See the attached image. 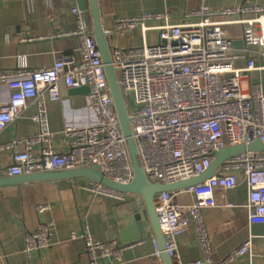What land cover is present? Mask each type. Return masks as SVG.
<instances>
[{
    "label": "built area",
    "instance_id": "obj_1",
    "mask_svg": "<svg viewBox=\"0 0 264 264\" xmlns=\"http://www.w3.org/2000/svg\"><path fill=\"white\" fill-rule=\"evenodd\" d=\"M74 1V0H73ZM78 30L71 33L80 38L81 59L61 56L51 66L0 72V85L11 89V97L0 107V133L15 122L25 110L34 106L33 120L39 132L26 139L28 149L14 152L8 176L30 175L41 171L99 166L110 180L129 185L134 179L130 155L114 100L109 87L105 64L92 30L89 12L76 5ZM252 16L250 18L246 16ZM236 19L219 22L215 17ZM89 18V21L87 20ZM225 23L243 25L242 45H235ZM259 26L262 33L256 30ZM142 31V47L111 48L128 112L133 135L138 145L147 178L152 182L173 184L206 173L215 161V153L225 147L264 142V85L243 80L264 59V3L212 10L205 5L186 12L175 21L166 13H143L114 20L116 32ZM156 41L147 44L148 33ZM61 34L57 36H68ZM71 91L84 89L86 99L96 112V120L65 130L68 149L56 150L48 145L52 130L48 103L63 98L61 84ZM42 144L34 153L32 146ZM15 142L4 148L12 149ZM242 172L248 189L250 224L264 226V184L253 175L264 172V152L246 151L227 159L218 174L207 181L185 189L193 196L189 202L177 198L179 191L159 193L154 202L166 249L175 264H229L251 251L254 235L233 250L222 261H214L202 211L207 207L231 206L228 193L240 184ZM84 188L94 194L124 199L125 195L101 183ZM51 205L40 204L43 214ZM193 225L202 242L204 260L184 262L178 255L177 238ZM55 223L42 221L39 228L25 236L24 264H32L35 254L52 245ZM156 255L161 251L155 232ZM71 240H83L90 264L117 262L127 246L118 240L95 241L88 225L73 230Z\"/></svg>",
    "mask_w": 264,
    "mask_h": 264
},
{
    "label": "crops",
    "instance_id": "obj_2",
    "mask_svg": "<svg viewBox=\"0 0 264 264\" xmlns=\"http://www.w3.org/2000/svg\"><path fill=\"white\" fill-rule=\"evenodd\" d=\"M245 3H264V0H99L102 23L109 34L111 48L142 47L145 44L140 28L124 34L116 32V18L168 12L173 20L178 21L186 12L202 5L221 10ZM76 5L89 12V0H0V72L51 66L61 56L81 59L80 38L71 34L78 30L77 17L71 11ZM88 16L93 24L90 13ZM233 19L236 18H214L219 22ZM224 27L238 43L236 46L240 47L243 25L225 23ZM256 30L262 33L259 26ZM61 34L70 35L57 36ZM151 36L157 40L156 34L149 32L147 44ZM256 61L258 67L264 66L263 58ZM242 83L245 88L251 83L264 85V70L258 68L251 71ZM70 92L68 89V97L49 102L47 106L53 135L45 145L56 150L68 149L66 128L83 126L96 120V112L86 99V94ZM10 97L11 89L0 85V107L8 104ZM33 113L34 106L25 110L0 133V179L11 178L6 170L13 164L14 152L26 151L28 145L25 140L39 132L32 118ZM13 142L16 143L14 148H4ZM41 147L42 144H34L32 151L37 153ZM238 178L240 184L228 193L231 206L207 207L202 211L212 259L224 260L254 234L259 236L253 239L251 251L229 264H264V226L250 224L249 210L245 206L248 189L242 172L238 173ZM253 180L264 184V172L254 174ZM89 183L91 181L88 179H75L0 186V264H24L26 234L48 220L55 223L52 245L35 254L32 264H90L85 242L81 239L71 240L70 236L73 230H80L83 225L90 227L95 241L118 240L121 245L127 246L117 262L104 264H163L148 235L150 227L147 233L131 240L136 236L132 218L137 208L136 197L124 194V199L119 200L94 194L84 188ZM177 198L181 202L193 200V196L185 190H180ZM46 203L51 208L39 214L37 206ZM177 243L182 261L205 259L204 246L193 225L178 236Z\"/></svg>",
    "mask_w": 264,
    "mask_h": 264
},
{
    "label": "water",
    "instance_id": "obj_3",
    "mask_svg": "<svg viewBox=\"0 0 264 264\" xmlns=\"http://www.w3.org/2000/svg\"><path fill=\"white\" fill-rule=\"evenodd\" d=\"M88 10L93 19V34L105 64V72L114 100L115 109L120 120L122 133L125 137L134 170V179L129 185H122L104 176L103 171L99 166L87 165L74 169L41 171L30 175L0 179V186L33 183L37 181H73L75 179H88L93 182L101 183L120 193L132 194L136 197L137 208L132 213V218L135 222L134 227L136 228V236H133L131 240H136L140 235L147 233V228L150 227L155 232L163 264H175L173 258L169 255L166 249V239L160 227L154 202L156 196L161 192L185 190L203 183L217 175L221 165L230 157L246 151L264 152V142L256 140L249 145L241 144L221 149L215 153V161L210 169L201 176L169 185L150 181L146 176L138 145L133 135L131 116L128 112L125 97L119 83L116 67L113 64L109 34L103 27L99 0H89ZM237 44L238 43L235 42V45ZM61 91L63 97L69 96L65 82H62L61 84ZM70 93L79 94L85 93V91L84 89H79ZM130 233L131 231H129V234Z\"/></svg>",
    "mask_w": 264,
    "mask_h": 264
},
{
    "label": "rangeland",
    "instance_id": "obj_4",
    "mask_svg": "<svg viewBox=\"0 0 264 264\" xmlns=\"http://www.w3.org/2000/svg\"><path fill=\"white\" fill-rule=\"evenodd\" d=\"M140 42V41H139ZM155 42V38L151 36V38L149 39V44L151 45L152 43Z\"/></svg>",
    "mask_w": 264,
    "mask_h": 264
}]
</instances>
